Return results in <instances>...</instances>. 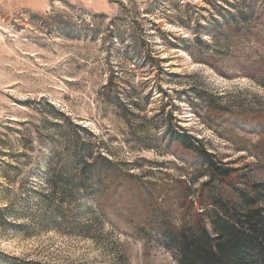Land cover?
Returning a JSON list of instances; mask_svg holds the SVG:
<instances>
[{"label":"rangeland","instance_id":"obj_1","mask_svg":"<svg viewBox=\"0 0 264 264\" xmlns=\"http://www.w3.org/2000/svg\"><path fill=\"white\" fill-rule=\"evenodd\" d=\"M229 8L0 0V264H180L159 231L203 211L206 165L169 132L264 182V15L217 25ZM76 152L113 162H98L100 200L81 193L53 211L47 182L75 177Z\"/></svg>","mask_w":264,"mask_h":264},{"label":"trees","instance_id":"obj_2","mask_svg":"<svg viewBox=\"0 0 264 264\" xmlns=\"http://www.w3.org/2000/svg\"><path fill=\"white\" fill-rule=\"evenodd\" d=\"M207 1V0H204ZM222 1L230 4L231 19L224 22L214 21L217 25L230 27L246 22L249 18L264 15V0H213V4L220 5ZM206 31L207 27L198 30ZM209 35V34H207ZM212 36V35H211ZM218 97L203 92L200 99L213 110L225 111L217 103ZM169 140L175 141L183 149L192 151L202 159L206 165L205 176L197 200L195 201L203 211L192 214L190 224L176 227L169 225L159 232L165 236L178 253L180 264H264V182H242L244 177L237 174V169L216 163L212 155L200 148L198 138H193L185 132L167 133ZM75 151H79L75 148ZM74 162L78 165L73 178L64 179L55 177L47 182V194L52 199L53 211H60L66 200L70 202L78 194L94 196L100 200L101 188L95 186V181L108 177L98 167L99 160H103L109 167L113 162L104 155H89L88 159L82 154H74ZM242 183L244 187H242ZM233 190L234 197L222 195V186ZM190 207V208H189ZM193 203L188 204V210ZM161 222L162 212L157 209L151 211ZM152 216V217H153ZM144 235L153 233V229L145 230ZM7 264H41L32 261H18Z\"/></svg>","mask_w":264,"mask_h":264}]
</instances>
